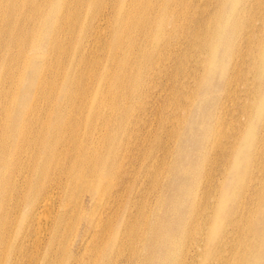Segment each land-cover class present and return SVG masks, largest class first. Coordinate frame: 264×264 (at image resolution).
Listing matches in <instances>:
<instances>
[{"label":"bare ground","instance_id":"obj_1","mask_svg":"<svg viewBox=\"0 0 264 264\" xmlns=\"http://www.w3.org/2000/svg\"><path fill=\"white\" fill-rule=\"evenodd\" d=\"M0 264H264V0H0Z\"/></svg>","mask_w":264,"mask_h":264},{"label":"rangeland","instance_id":"obj_2","mask_svg":"<svg viewBox=\"0 0 264 264\" xmlns=\"http://www.w3.org/2000/svg\"><path fill=\"white\" fill-rule=\"evenodd\" d=\"M158 104V103H157ZM157 107V106H156ZM155 109L154 110H152V114L150 115V120L154 123V125L156 124V119H155ZM153 119V120H152ZM155 121V122H154ZM138 165V164H137ZM136 166V165H135ZM81 232V231H80ZM75 235H76V233H75ZM73 236L72 237V240H73V248L76 250L77 249V243H75V241H77V240H79V237H80V235L79 234H77V236ZM75 240V241H74ZM78 242V241H77ZM77 246V247H76Z\"/></svg>","mask_w":264,"mask_h":264}]
</instances>
